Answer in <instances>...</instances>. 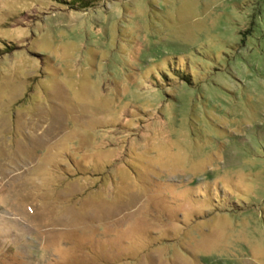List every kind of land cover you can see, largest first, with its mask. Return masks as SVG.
<instances>
[{"label": "rangeland", "instance_id": "1", "mask_svg": "<svg viewBox=\"0 0 264 264\" xmlns=\"http://www.w3.org/2000/svg\"><path fill=\"white\" fill-rule=\"evenodd\" d=\"M0 264H264V0H0Z\"/></svg>", "mask_w": 264, "mask_h": 264}]
</instances>
